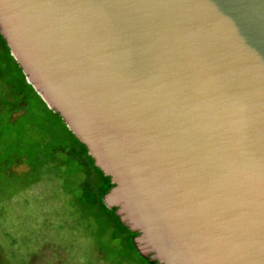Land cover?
I'll use <instances>...</instances> for the list:
<instances>
[{"label":"water","instance_id":"obj_1","mask_svg":"<svg viewBox=\"0 0 264 264\" xmlns=\"http://www.w3.org/2000/svg\"><path fill=\"white\" fill-rule=\"evenodd\" d=\"M27 81L157 264H264V0H0Z\"/></svg>","mask_w":264,"mask_h":264},{"label":"rangeland","instance_id":"obj_2","mask_svg":"<svg viewBox=\"0 0 264 264\" xmlns=\"http://www.w3.org/2000/svg\"><path fill=\"white\" fill-rule=\"evenodd\" d=\"M58 128L57 118L35 105L0 139V159H6L0 164V245L7 259L13 264H147L121 256L127 249L115 238L112 214L86 198L87 171L66 151L53 152L59 147Z\"/></svg>","mask_w":264,"mask_h":264},{"label":"trees","instance_id":"obj_3","mask_svg":"<svg viewBox=\"0 0 264 264\" xmlns=\"http://www.w3.org/2000/svg\"><path fill=\"white\" fill-rule=\"evenodd\" d=\"M35 105L43 106L47 111L52 113L58 120L59 132L56 134L57 149L66 151L71 157L83 165L90 179L87 184L86 198L96 207H101L110 211L115 222L116 234L115 238L121 241V245L126 250L124 259L129 261L135 260V256L140 257L147 264H157L150 261L148 258H143L137 251L134 239L138 237L137 233H132L116 216L117 209H108L103 203V198L111 191L114 185L110 178L106 177L99 169L94 167V161L89 156L87 148L76 139L72 132L67 128L63 119L58 113L50 110L38 93L33 89L32 85L27 81L22 68L13 58L10 49L0 34V119H7V124L0 122V139L12 127L15 128L16 119L21 115L32 111ZM18 117H15L20 111ZM4 116V117H3ZM1 142V141H0ZM54 159V158H53ZM6 162V159L1 158L0 164ZM86 186V185H85ZM3 247L0 245V264H13L7 259ZM26 264H30L27 262Z\"/></svg>","mask_w":264,"mask_h":264}]
</instances>
